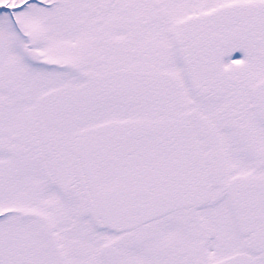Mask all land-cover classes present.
Instances as JSON below:
<instances>
[{"label": "snow or ice", "instance_id": "obj_1", "mask_svg": "<svg viewBox=\"0 0 264 264\" xmlns=\"http://www.w3.org/2000/svg\"><path fill=\"white\" fill-rule=\"evenodd\" d=\"M0 264H264V0H0Z\"/></svg>", "mask_w": 264, "mask_h": 264}]
</instances>
